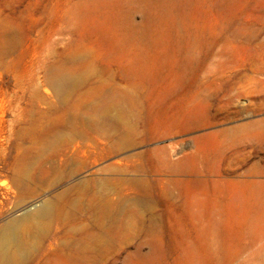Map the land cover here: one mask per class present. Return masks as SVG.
<instances>
[{
    "label": "rangeland",
    "instance_id": "374dc122",
    "mask_svg": "<svg viewBox=\"0 0 264 264\" xmlns=\"http://www.w3.org/2000/svg\"><path fill=\"white\" fill-rule=\"evenodd\" d=\"M8 220L15 264H264V0H0Z\"/></svg>",
    "mask_w": 264,
    "mask_h": 264
},
{
    "label": "bare ground",
    "instance_id": "6f19581e",
    "mask_svg": "<svg viewBox=\"0 0 264 264\" xmlns=\"http://www.w3.org/2000/svg\"><path fill=\"white\" fill-rule=\"evenodd\" d=\"M48 209L49 205L47 203L41 204L33 216L42 217ZM28 215L26 214V217ZM16 223V220H8L0 228V264H15L16 255L19 254V252H14L11 249L15 238Z\"/></svg>",
    "mask_w": 264,
    "mask_h": 264
}]
</instances>
